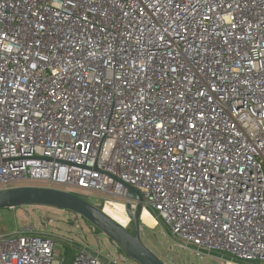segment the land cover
I'll list each match as a JSON object with an SVG mask.
<instances>
[{"label":"built area","instance_id":"built-area-1","mask_svg":"<svg viewBox=\"0 0 264 264\" xmlns=\"http://www.w3.org/2000/svg\"><path fill=\"white\" fill-rule=\"evenodd\" d=\"M20 185L127 216L132 187L184 242L264 262V0H0V189ZM64 250L0 235V264Z\"/></svg>","mask_w":264,"mask_h":264},{"label":"rangeland","instance_id":"rangeland-1","mask_svg":"<svg viewBox=\"0 0 264 264\" xmlns=\"http://www.w3.org/2000/svg\"><path fill=\"white\" fill-rule=\"evenodd\" d=\"M96 193L83 197L89 203L95 204ZM117 202H125L122 198H115ZM108 214L116 222L133 230V224L127 217L118 213ZM151 219L144 220L143 215L139 224L142 242L147 245L166 264H264L263 261H245L232 257L227 253L208 251L193 244L184 242L174 235L157 215L150 210ZM156 221V222H155ZM24 232L26 235L35 233L45 234L56 242V248L63 253V249L69 247L75 249L84 243V239L92 248H99L103 253H109L117 259V264H138L127 257L110 238L104 233L93 232L91 224L75 213L50 206L22 205L14 208L0 209V235H13L16 232Z\"/></svg>","mask_w":264,"mask_h":264},{"label":"water","instance_id":"water-1","mask_svg":"<svg viewBox=\"0 0 264 264\" xmlns=\"http://www.w3.org/2000/svg\"><path fill=\"white\" fill-rule=\"evenodd\" d=\"M130 192L138 197V203L134 212L126 204V211L133 224L130 231L99 206L89 203L83 197L64 190L43 187L20 185L0 189V209L14 208L22 205L50 206L65 209L81 216L85 221L104 233L112 242L117 244L123 253L138 264H166L147 245L140 236V221L142 211V196L139 191L130 187ZM142 222V221H141ZM74 253L67 252L60 264H71Z\"/></svg>","mask_w":264,"mask_h":264},{"label":"bare ground","instance_id":"bare-ground-1","mask_svg":"<svg viewBox=\"0 0 264 264\" xmlns=\"http://www.w3.org/2000/svg\"><path fill=\"white\" fill-rule=\"evenodd\" d=\"M106 209H107L109 212H111V213H115V214L117 213V212H116V209H115L113 206L107 205ZM118 213H119V215H121V216L127 217V215H126L125 212H124L123 206H119V207H118ZM142 215H143V218H144L145 222H146V221H149V220L151 219V215H150L147 211H143ZM142 215H141V218H142ZM127 218H128V217H127Z\"/></svg>","mask_w":264,"mask_h":264},{"label":"trees","instance_id":"trees-1","mask_svg":"<svg viewBox=\"0 0 264 264\" xmlns=\"http://www.w3.org/2000/svg\"><path fill=\"white\" fill-rule=\"evenodd\" d=\"M86 222H87V221H86ZM96 232H98V230L95 228L94 233H96ZM64 251H65V253H67V252L69 251V247H66Z\"/></svg>","mask_w":264,"mask_h":264}]
</instances>
